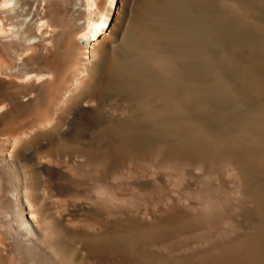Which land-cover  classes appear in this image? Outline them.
I'll return each instance as SVG.
<instances>
[{
  "label": "bare ground",
  "instance_id": "6f19581e",
  "mask_svg": "<svg viewBox=\"0 0 264 264\" xmlns=\"http://www.w3.org/2000/svg\"><path fill=\"white\" fill-rule=\"evenodd\" d=\"M126 1L120 12V0H0V248L12 244L16 264H91L90 255L99 264H118L126 237L98 229L91 233L89 221L74 237L78 220L61 207L77 199L94 208L104 205L111 178L104 166L107 155L123 157L128 154L123 147L150 151L157 144L146 134L166 139L162 146L174 156H217L228 162L245 194L255 199V218L264 224V181L253 179L256 174L264 179V102H251L252 109L243 104L264 95V24L247 19L254 9L244 7L243 0H141L133 22L125 20L130 26L121 34L122 46L115 47ZM251 1L264 6V0ZM248 28L258 34L254 43ZM219 61L228 68L219 67ZM241 62V88L233 91L228 69ZM210 102L228 107L214 113L216 129L193 113L212 114ZM113 106L124 109L125 117L111 116ZM40 145L53 148L39 157L30 147ZM95 160L101 166L97 176L89 170ZM52 162L44 178L41 169ZM231 178L229 183L237 180ZM94 182L98 195L92 193ZM122 182L114 184L116 192L122 191ZM142 237V231L133 232L127 239ZM239 243L245 247L240 264H264L262 231L242 236ZM138 259L159 261L149 253Z\"/></svg>",
  "mask_w": 264,
  "mask_h": 264
},
{
  "label": "rangeland",
  "instance_id": "374dc122",
  "mask_svg": "<svg viewBox=\"0 0 264 264\" xmlns=\"http://www.w3.org/2000/svg\"><path fill=\"white\" fill-rule=\"evenodd\" d=\"M132 1H133V3H132ZM140 1L141 0H127L124 3V5H125V6L123 5L124 12L121 15L122 17H121L120 25H119V34L120 35L117 39L114 40V43L117 44V45H115V47L116 46L117 47L122 46V45H120L121 43H120L119 39L125 33L127 28L130 26V25H126V24L127 23L131 24L133 22L132 20H134V17L136 15V9H137V6L140 3ZM223 1H229V0H223ZM250 1L251 0H243L242 1V4L244 5V7L250 6L249 8L254 9L252 12H249V14L247 15V19L250 18L251 21L253 19V22H257V20H259V22L264 24V9L262 10V8H264V6H255L253 4V2L252 1L250 2ZM122 3H123V0H120V3H119L120 4V8H119L120 12H121V8H122ZM129 3L131 4V6ZM247 3H249V4H247ZM251 6H253V7H251ZM91 10H94V9H91ZM129 12L132 16L129 14ZM73 14L78 19V21H77L78 23L82 21V19H81L82 16H81L79 10L76 9V11H74ZM259 14H261L260 17H259ZM258 17H259V19H258ZM112 19H113L112 26H116V23H114L116 19L114 17ZM125 20L127 21V23ZM125 26H127V27L125 28ZM122 29L124 31H122ZM252 30L253 29L248 28L247 29V35H249V38L254 43L258 39V36H257L258 34L255 36L254 33L256 34L257 32L255 30H253V32L255 31L253 33ZM105 33L107 34V32H105ZM105 33H104V35H106ZM118 41H119V43H117ZM226 45L229 46L230 43L226 42ZM90 49H89V51H90ZM120 49H122V47ZM95 50H97V49L95 48ZM116 50L119 51L117 48H116ZM121 51H119V52H121ZM90 56L91 55L89 53V57ZM243 58H245V60ZM241 61L244 62V64H246L247 56L244 55L241 58ZM242 62L240 63L239 66H237V68L235 67V68H229L228 69L230 71H229V75L227 76V81H228V79H230V81H228V83H229V85L233 91H235V89H236V91H239V89L241 88L240 87L241 83L239 81V77H237V76L243 70V67H245V65H243ZM220 63L221 64L223 63L224 65L222 64V66H221ZM218 64L220 65L219 67H227L228 68V65L224 61H219ZM230 74H232V75H230ZM233 77H234V79H233ZM231 78L233 80H231ZM234 80H235V82H234ZM262 95H258L259 99H257L258 98L257 96L256 97L254 96L252 98V101H248L249 103L244 101L243 102L244 106L246 108L252 109L253 103L251 104V102H254L255 100H261L264 102V95L263 96ZM210 103L212 105V106L210 105L211 110L214 111V112L212 111V114L211 113L204 114L202 112H197L194 110H192V111H194L193 113H194L195 117L198 120H202V122L204 123V125L207 128L216 129V128H219V123L216 120L214 113L219 112V111H225L228 109V107L225 106V108H227V109H225L223 106H220L216 102L214 104H212V102H210ZM219 107L222 109L224 108L225 110L224 109L220 110ZM112 109H109L111 116L118 117V118L119 117L120 118L125 117L126 112L121 107L113 106ZM200 115L202 117H200ZM204 115H205V117H204ZM209 120H212V121H209ZM214 121H215V123H214ZM208 123H210V126L208 125ZM216 124L218 127L216 126ZM145 138L147 140H150L151 142L157 144L156 147L152 148L150 151L149 150H139V151H134V152L123 147V149L126 150L125 153H128V154H124L123 157L119 158V157L115 156L114 154H112L111 152L107 155L108 157H106V159L104 161V164H105L104 166H105L106 171L108 173V177L110 175L111 178H108L109 185H108V188L104 191V195L107 198V202H105L104 205L100 206V207H102L101 210L98 209V207H99L98 205H97L98 207H95V208H94V205H91L90 203H86L88 206L85 203L83 205V202L79 201L78 199L75 201H70L71 203L69 202L68 204H64V206L62 205L61 211L63 213L70 215V217L76 221L78 220L77 230H71L72 232L70 231L73 234V236L75 237V236H78L79 234L82 233L83 230H81V227L83 225H85L87 221H89V223L92 224V228L89 229L91 231V233H97V231L99 230V231H102L105 233L110 232V234L107 233L109 235H113L114 233L123 235L124 238L126 237L124 240L125 245H124V250L121 252L122 254H120L119 257H117L119 260L118 264H151V263L141 262L138 259V256H140V254H142V253H149V254H153L156 257H158L159 261L155 264H159V263L160 264L161 263L162 264L163 263L164 264H182L181 262H183L184 264L185 263L191 264V262H192V264H195V263L202 264L203 262H204V264H215V263H213L214 261L216 262V264H228V263L229 264H235V263H237V261H238V264H240L241 260H243V258L245 256V253H244L245 247L243 245H240V243L239 244H237V243L239 242L240 238H242V236L251 234L255 231H258V232L262 231L264 233V230H263L264 224L260 223L258 221V219L255 218V216H256L255 215L256 204L254 205L255 199H253V198H251L245 194L242 182L240 180H238L236 177H234V175L232 174L233 170H231L232 168L229 165V163L222 160L221 158H219L217 156L216 157L214 156L213 158H210L208 160H203L201 158H200V160H198L199 158L197 156L188 155V154H175V156H174V154L168 153L165 150L164 146H162V143L167 142L166 139L164 140L163 138H160L157 136L154 137V136L148 135V134H146ZM30 148L33 151L35 150L36 155L38 154L37 156L43 157V155L45 156L53 148V146L51 148V145H40L39 147L38 146H31ZM160 150H162V152ZM163 150H165V151H163ZM142 151H146V152H144L145 155ZM142 155H143V157H142ZM149 155L151 156V158ZM161 156H162V158H161ZM186 157H187V159H185ZM194 158H198L197 159L198 161L195 160ZM117 159H119V160L117 161ZM185 160H186V162H185ZM192 160H194V162H193L194 164L196 162L198 163V167L200 169L198 167H196L197 165L192 166L193 165ZM213 160L216 161L217 163L216 162L214 163ZM53 162H54V164H56L55 166H58L57 163H59V162L57 160H55V161L53 160ZM53 162L44 166L45 168L43 167V169H41L40 175H42L45 178L46 177L45 175L48 174V170L52 166H54ZM184 162L186 165L184 164ZM176 163H178V164H176ZM95 164H97V165H95ZM217 164H218V166H217ZM223 165H224V167H223ZM208 166H210L212 169L210 167L208 169ZM89 170L91 173H93L92 175L97 176L99 174V171L101 170V166L98 164L97 160H95L94 162H92L89 165ZM194 170H197L199 172L195 173V172H193ZM203 170L207 171V173L205 174L206 178L203 175L204 174ZM229 170L232 171V173H230ZM217 172H218V174H217ZM216 174H217V176H216ZM229 174L231 177H233V178H231V179H233V181L235 180V178L237 180H235L233 183H229L230 182V176H228ZM194 175H196V177ZM198 176H199V178L200 177L201 178L198 179ZM168 177H169V179H168ZM221 177H222V181L220 180ZM203 178L206 181L201 180ZM210 178H212V179H210ZM141 179H144V181ZM160 179H162V180H160ZM253 179L255 181H259V182L264 181L262 176H260L258 174L254 175ZM121 180H123V182ZM219 180H220V183L217 184L219 182ZM117 181L122 182V184H123L122 191L116 192L117 190L113 188L114 184H116ZM145 181H147V182H145ZM161 181H162V184H160ZM197 181H200V182H197ZM202 181H204V182H202ZM129 182H130V186H129ZM95 183L96 182L93 183L94 188L92 190V193H93V195H98L99 186L97 185V187H95V185H94ZM135 186H136V188H135ZM225 186H227V187H225ZM127 187H129V189H127ZM148 187H150V188H148ZM166 193H168V194H166ZM215 193H217V194H215ZM197 195L200 196V199H201V200H199V203L201 201V203L199 205H198V201H197L199 199V197H197ZM208 195H209V197L207 199ZM60 198L64 199L63 197H60ZM166 199H167V201H166ZM204 201H206V202L208 201L207 204ZM172 203H173V205H172ZM214 203L217 205L218 208H216V205H213ZM70 204H71V206H70ZM253 205H254V207H253ZM67 206H68V208H67ZM75 206H76V208H75ZM80 208H82V209H80ZM209 208H211V209L214 208V209L211 210ZM102 209H104V210H102ZM223 209H224V211H223ZM63 210H65V211H63ZM214 210H217V211H216V213H213L215 215L212 214L213 217H212V215L211 216L208 215L209 212L210 213L215 212ZM204 213H206V214L204 215ZM100 215H101V217H100ZM193 216H195V217H193ZM205 216H206V218L208 216H210V218L208 217L210 221H207L208 219L204 220ZM223 217H225V218H223ZM194 218H195V220H194ZM212 218H214V219H212ZM185 220H186V222H185ZM191 220L194 221V224L191 222ZM202 220L204 222H202ZM183 221H184V224H182ZM206 221L208 222V225L210 226V227L208 226L209 228L205 227V225H207ZM211 221H213V223H211ZM256 221H258V222L256 223ZM209 222H210V224H209ZM81 223H83V225ZM93 223H96V224H93ZM98 224H99V226H98ZM93 225H96L98 227H95ZM103 225H104V227H103ZM78 226H80L79 227L80 229L78 228ZM178 229L179 230L181 229L183 232L181 230H180V232L177 231ZM78 230L81 232H79ZM76 231H78L79 233ZM132 231L136 232V233L142 231V236H145V237L140 238L142 241L139 240V238L137 240H133L135 243H133V241L132 242L128 241L129 239H127V236H128V234L133 233ZM133 236H134V234H133ZM150 236H151V238H150ZM146 238H148V239H146ZM8 243L9 242H5L4 245L6 247L3 245V247L0 248V257H1L0 264H16L15 262H17L19 260L17 249L12 244H10V243L8 244ZM132 244H133V246H132ZM129 245H131V246H129ZM236 246H238V247H236ZM223 247H225V248H223ZM217 249H218V252H219V250L221 252H219V254L217 252L218 255H214V254H216L215 250H217ZM9 251L12 254H10ZM211 251H214V253ZM208 252L211 256L208 254ZM9 254L11 257H9ZM121 255H123V256H121ZM240 256H242V257H240ZM95 257H96L95 255L89 256V260H90L91 264H93L95 261L97 264L100 263L99 259H97L98 260L97 261L96 260L97 257L96 258ZM205 257H207V258H205ZM183 258H184V260H183ZM209 258L212 261H210ZM187 259H189V260H187ZM194 259H195V261H193ZM213 259H214V261H213ZM8 260L9 261L11 260V262H9ZM177 260L179 261V263H176V262H178ZM202 260H204V261H202ZM217 260L219 263L217 262Z\"/></svg>",
  "mask_w": 264,
  "mask_h": 264
}]
</instances>
